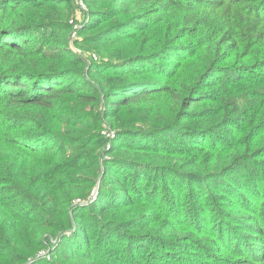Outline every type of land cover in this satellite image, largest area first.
Instances as JSON below:
<instances>
[{"label": "trees", "instance_id": "obj_1", "mask_svg": "<svg viewBox=\"0 0 264 264\" xmlns=\"http://www.w3.org/2000/svg\"><path fill=\"white\" fill-rule=\"evenodd\" d=\"M84 1L0 0V264H264V0Z\"/></svg>", "mask_w": 264, "mask_h": 264}, {"label": "rangeland", "instance_id": "obj_2", "mask_svg": "<svg viewBox=\"0 0 264 264\" xmlns=\"http://www.w3.org/2000/svg\"><path fill=\"white\" fill-rule=\"evenodd\" d=\"M83 2L85 4L84 0H83ZM86 16H88L87 9L86 8H85V10L84 9H80L78 4L76 3V0H75V9H74V11L71 14V16H70V18L68 20V23L71 25V23L69 21L72 20L74 22V24H76L78 26L77 30H79V28H81L84 25ZM71 29H72V25H71ZM70 32H71V30H70ZM79 41H80V36H79L78 32L75 35V37H73L72 39H70V35H68V47L71 50H73L77 55H79L80 57L85 59V61L87 63H91L93 61H100L102 59V56L97 52L96 49H85V48H83L81 46ZM95 58H96V60H95ZM103 131L107 132L106 130H103ZM204 216H212V213L211 212H208V214L204 213V214L201 215V218H203ZM218 223H219V226H222L221 225L222 223L220 221L217 222V224ZM212 224H216V222L212 223ZM246 224H251V221H246L244 223V225H246ZM223 230H226V229H223ZM242 232L244 233V235L242 236V240H243V242H246L247 241V236H250V233L245 232V231H242ZM245 234H247V235H245ZM249 242H252V241H248V243Z\"/></svg>", "mask_w": 264, "mask_h": 264}, {"label": "built area", "instance_id": "obj_3", "mask_svg": "<svg viewBox=\"0 0 264 264\" xmlns=\"http://www.w3.org/2000/svg\"><path fill=\"white\" fill-rule=\"evenodd\" d=\"M76 3L78 4V6H79V8L80 9H84L85 10V8H86V6H85V4H84V2H83V0H76ZM70 23H71V25H72V29H71V32H70V39H72L73 37H75V35L77 34V32H78V26L76 25V24H74V22L72 21V20H70L69 21ZM95 60H96V58H95ZM107 132H105V131H103L104 132V134L106 135V136H110L111 135V133L108 131V130H106Z\"/></svg>", "mask_w": 264, "mask_h": 264}]
</instances>
